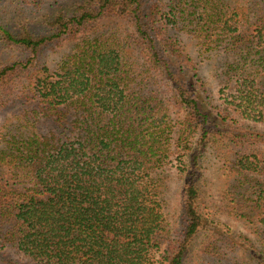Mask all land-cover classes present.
I'll list each match as a JSON object with an SVG mask.
<instances>
[{
  "label": "trees",
  "instance_id": "16d2710c",
  "mask_svg": "<svg viewBox=\"0 0 264 264\" xmlns=\"http://www.w3.org/2000/svg\"><path fill=\"white\" fill-rule=\"evenodd\" d=\"M6 2L0 264H264V0Z\"/></svg>",
  "mask_w": 264,
  "mask_h": 264
},
{
  "label": "rangeland",
  "instance_id": "374dc122",
  "mask_svg": "<svg viewBox=\"0 0 264 264\" xmlns=\"http://www.w3.org/2000/svg\"><path fill=\"white\" fill-rule=\"evenodd\" d=\"M6 4V0H0V4ZM203 69L206 71V75H208L207 67L203 66ZM214 84V83H213ZM217 93L218 104L223 103V99H219V86L215 87ZM2 122L0 120V127ZM242 127H246L256 131L264 132V124L263 123H255L252 120H246L243 122ZM170 173V182L168 184V188L166 190L167 200L169 202L170 208L168 209L169 215L171 216L170 220L175 222L176 217L179 214V200H180V188H181V179L179 178V173L177 172L176 167L169 168ZM210 178L215 185H210L208 187H204V191L206 192L205 200H204V208L207 211V214L210 215V218L218 223L223 224L226 227H229L233 231L240 234H247L244 228L233 219L229 218L225 212V208L221 199L218 195V182L210 173Z\"/></svg>",
  "mask_w": 264,
  "mask_h": 264
}]
</instances>
